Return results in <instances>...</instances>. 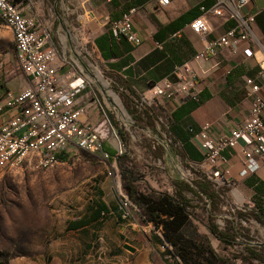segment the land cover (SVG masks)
Instances as JSON below:
<instances>
[{"label": "rangeland", "instance_id": "1", "mask_svg": "<svg viewBox=\"0 0 264 264\" xmlns=\"http://www.w3.org/2000/svg\"><path fill=\"white\" fill-rule=\"evenodd\" d=\"M18 71L11 32L0 20V72L11 76ZM105 77L114 98L104 97L102 105L117 134L104 146L112 154L110 160L79 151L66 165L41 169L27 159L4 174L0 264H165L151 242L152 225L142 221L124 186L140 192H174L173 179L178 176L194 187L197 180L209 181L218 195L213 204L201 192H186L190 206L184 234L210 248L216 256L214 264H264V215H258L250 201L236 202L231 187L215 184L205 168L188 167L168 130L166 110H158L153 122L147 116L144 122H132L121 82L115 76ZM90 200L104 201L109 212L84 230L67 231L68 221L88 213ZM115 212L121 214V221Z\"/></svg>", "mask_w": 264, "mask_h": 264}, {"label": "crops", "instance_id": "2", "mask_svg": "<svg viewBox=\"0 0 264 264\" xmlns=\"http://www.w3.org/2000/svg\"><path fill=\"white\" fill-rule=\"evenodd\" d=\"M15 2L24 15L32 18L36 29L51 32L57 56L50 66L59 82L66 84L76 74L88 79L89 84L75 94L76 101H80L96 90L101 93L106 89L105 75L117 77L135 94L169 77L176 66L191 60L202 47L203 40L190 30L188 23L200 13V6L210 8L213 0H171L163 7L153 0ZM131 7L136 8L132 29L141 39L136 45L116 39L109 29L110 21L118 19ZM244 11L254 16L255 38L264 41V0L251 1ZM207 16L210 23L208 39L221 36L232 24L230 20L211 14ZM255 48L256 42H244L233 55L227 46H222L213 58L193 64L199 89L197 99L181 104L174 100L165 105L173 112L169 132L186 159L201 161L192 134L204 123L210 124V134L219 136L227 134L248 116L252 99L245 94L246 77L261 86L260 92L264 96V82L258 77V66L251 56ZM28 83L29 78L21 70L11 76L0 72V115L3 118L15 114V108L6 104V92H18ZM230 154L229 149L222 152L228 159L229 174L235 180L230 195L238 203L256 202L264 208V160H257L253 168L243 173L239 157Z\"/></svg>", "mask_w": 264, "mask_h": 264}, {"label": "built area", "instance_id": "3", "mask_svg": "<svg viewBox=\"0 0 264 264\" xmlns=\"http://www.w3.org/2000/svg\"><path fill=\"white\" fill-rule=\"evenodd\" d=\"M153 1L160 7L171 2ZM251 1L213 0L210 8L200 6V13L188 23V27L203 40L202 47L191 60L176 66L169 77L151 84L140 94L128 95L130 108L140 111L156 105L161 112L166 110L171 115L165 106L168 102L175 100L176 104H181L186 100H196L199 89L193 64L213 58L222 46H227L235 55L239 44L256 42L251 56L257 63L258 77L264 82V41L255 38L254 16L244 11ZM135 12L136 8L131 7L109 23L116 39L122 38L133 45L141 41L132 29ZM208 14L230 20L232 24L221 36L208 39ZM0 20L11 32L18 67L29 78L26 87L5 94L6 104L15 108V114L8 118L0 115V178L27 159L33 160L41 169L66 165L76 158L79 151L109 161L111 155L104 146L111 136L117 139V134L110 125L102 102L104 97L113 99L114 92L104 89L76 101L75 94L89 81L76 74L66 84L59 82L58 75L50 66L57 56L51 32L36 29L32 18L21 12L15 0H0ZM157 46L160 47L159 44ZM245 84V94L252 99V104L242 122L219 136L209 133V123H204L192 134V140L201 153V161L187 159L188 167L205 168L207 177L217 185L232 187L235 184L229 174L228 159L222 156L225 149L231 151V156L239 157L243 173L253 168L257 160H264V96L260 92L261 86L252 78L246 77ZM120 89L126 96L128 91L123 87ZM112 149L117 148L112 146Z\"/></svg>", "mask_w": 264, "mask_h": 264}, {"label": "trees", "instance_id": "4", "mask_svg": "<svg viewBox=\"0 0 264 264\" xmlns=\"http://www.w3.org/2000/svg\"><path fill=\"white\" fill-rule=\"evenodd\" d=\"M122 87L128 91L126 97L135 95L124 84H122ZM158 110L159 107L156 105L142 108L140 111L127 109L136 123L144 122L146 116L151 118L152 122L155 121ZM168 130L170 132L172 130L170 124ZM173 185L175 190L172 194L156 191L140 192L129 184H126L124 189L129 199L140 211L142 221L152 225L150 239L165 264H214L216 256L212 250L200 244L194 235L186 236L184 231L189 225L187 207L190 206L186 192L193 195L201 192L214 204L216 202L215 199L218 197L216 191L210 187L209 181L197 180L194 187L180 178V176L173 179ZM96 192L99 196L102 195L100 189H96ZM254 206L258 211V215L263 217L264 208L260 203L255 202ZM88 210V213L82 217L68 221L66 230H75L96 223L104 214L109 212V207L104 201L93 202L90 200ZM114 215L118 221H121V214L115 212ZM210 230L216 233L215 227L211 226ZM253 257L257 258L256 255H253Z\"/></svg>", "mask_w": 264, "mask_h": 264}, {"label": "water", "instance_id": "5", "mask_svg": "<svg viewBox=\"0 0 264 264\" xmlns=\"http://www.w3.org/2000/svg\"><path fill=\"white\" fill-rule=\"evenodd\" d=\"M123 247L126 248V249H128V250H130V251H133L134 250L132 247H130L129 245H126V244H124Z\"/></svg>", "mask_w": 264, "mask_h": 264}]
</instances>
